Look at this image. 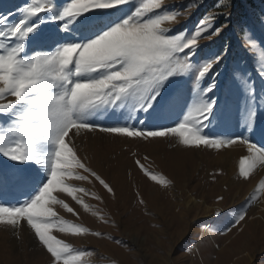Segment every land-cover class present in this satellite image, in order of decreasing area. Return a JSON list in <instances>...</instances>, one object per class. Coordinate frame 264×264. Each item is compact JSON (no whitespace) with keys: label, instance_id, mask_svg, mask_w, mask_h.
Listing matches in <instances>:
<instances>
[{"label":"snow or ice","instance_id":"obj_1","mask_svg":"<svg viewBox=\"0 0 264 264\" xmlns=\"http://www.w3.org/2000/svg\"><path fill=\"white\" fill-rule=\"evenodd\" d=\"M227 6L224 0L217 5ZM20 13L18 20L15 13H0V224L17 229L25 221L50 254L51 264H86L82 259L86 250L52 234L54 229L73 235L90 232L59 217L53 208L60 204L74 213L56 192L73 195L89 207L74 195L85 189L66 183L74 174L73 166L88 174L77 173L76 179L94 177L113 193L109 183L77 155L74 138L84 133L145 140L172 135L185 146L214 149L239 142L249 152L239 161V175L245 179L264 164V147L247 136L205 131L218 121V96L206 98L205 93L217 88L220 73L211 76L207 88H201V81L224 56L213 54L199 62L195 58L206 34L219 36L227 27H216L223 12L206 14L192 32L175 30L185 14L167 8L165 0H28ZM9 17L14 18L10 24ZM189 75L194 87L185 110L182 94L178 90L165 94V89L172 78ZM234 76L254 101L247 79L238 72ZM125 109L128 120L141 113L145 120L151 116L152 128L127 121L107 126L99 120ZM255 117L253 106L246 118L249 131ZM136 164L152 180L158 179L139 160ZM21 192L35 194L18 201L15 197ZM8 198L16 203L6 206ZM244 218L241 213L235 223Z\"/></svg>","mask_w":264,"mask_h":264},{"label":"rangeland","instance_id":"obj_2","mask_svg":"<svg viewBox=\"0 0 264 264\" xmlns=\"http://www.w3.org/2000/svg\"><path fill=\"white\" fill-rule=\"evenodd\" d=\"M27 2L0 0V13H15L18 20ZM235 2L224 0L228 6L219 8L221 0H165V5L185 14L173 26L178 31L192 32L206 14L224 13L217 16L216 27L227 25L220 34L232 36V41L242 48L245 61L234 67L230 41L222 62L201 81V88H207L211 76L220 73L217 88L205 93L206 98L218 96V121L205 131L247 136L258 147H264V46L237 23ZM257 14L252 11L264 36V17ZM13 19L9 17L8 23ZM217 37L209 32L200 40L197 62L213 55L208 48ZM237 72L254 89V101L235 78ZM193 80L191 75L172 78L165 94L178 90L186 110L192 99ZM253 106L255 123L250 131L248 126L242 130ZM99 120L107 126H123L127 121L138 128H152L151 116L145 120L141 113L128 120L126 109ZM74 139L77 155L113 188L109 193L91 176L88 180L76 179L77 173L88 174L73 166L74 174L66 183L85 189L74 195L89 207L86 209L73 195L54 193L75 213L56 204L53 208L58 216L90 232L73 235L54 229L52 234L86 250L88 254L82 257L86 264H264V190H260L264 164H258L247 179L239 175V161L249 155L247 145L238 142L239 146L214 149L185 146L172 135L145 140L101 131ZM137 160L158 179L152 180L136 164ZM34 194L21 192L15 199L23 201ZM15 199L8 198L6 206L15 204ZM241 213L245 218L237 224ZM95 232L102 235L98 237ZM0 264H51V257L26 222L21 221L17 229L0 224Z\"/></svg>","mask_w":264,"mask_h":264},{"label":"trees","instance_id":"obj_3","mask_svg":"<svg viewBox=\"0 0 264 264\" xmlns=\"http://www.w3.org/2000/svg\"><path fill=\"white\" fill-rule=\"evenodd\" d=\"M252 11L259 13L257 15H260V17L263 18L264 0H236L234 3L233 12L234 15H236L237 23L240 24L243 29H248L250 34H252L254 38L258 39L264 46V36L257 27L255 18L252 16ZM232 39L233 38L230 34L228 35L224 32L214 40L208 50L213 54L223 55ZM230 48V59L234 67H239L244 64L245 60L242 48L235 41L231 42Z\"/></svg>","mask_w":264,"mask_h":264},{"label":"bare ground","instance_id":"obj_4","mask_svg":"<svg viewBox=\"0 0 264 264\" xmlns=\"http://www.w3.org/2000/svg\"><path fill=\"white\" fill-rule=\"evenodd\" d=\"M245 126L247 127V124H245L244 121H243V125H242L241 129L243 130V128H244ZM237 133H238V132H237ZM238 134H239V133H238ZM225 146H231V148H232V146H239V143L237 142V143L234 144V145H225ZM231 148H229V149H225V151L227 152V151H229ZM226 152H225V153H226Z\"/></svg>","mask_w":264,"mask_h":264}]
</instances>
